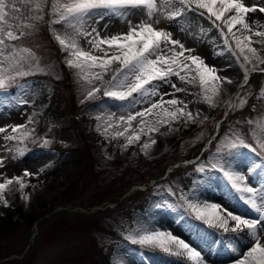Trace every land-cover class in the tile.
Returning <instances> with one entry per match:
<instances>
[{
  "label": "rangeland",
  "instance_id": "374dc122",
  "mask_svg": "<svg viewBox=\"0 0 264 264\" xmlns=\"http://www.w3.org/2000/svg\"><path fill=\"white\" fill-rule=\"evenodd\" d=\"M242 2L246 6H264V0ZM36 3L37 0L9 2V10L15 5L20 11L9 16L7 27L17 34L23 32L25 35L11 42V48L8 45L0 46V68L5 69L6 75L14 77L5 89L0 90V128L5 130L0 132V159L3 160L0 182L19 178L26 183L24 189L20 190L19 197L14 195V185H10L0 198L2 205L8 208L9 220L14 222L8 229L0 228V254L21 246L31 251L36 240L37 250L32 257L34 264H97L100 258L98 251L104 252L105 264H194L184 255H174L157 247H142L126 238L138 231L158 229L170 232L201 251L205 264H236V260L253 243L246 234L247 230L236 232L232 238L222 233V229L209 227L196 219L193 211L187 207L186 200L217 203L234 214L257 218L258 214L255 211L250 213L252 209L245 204L241 194L230 190L222 174L223 170L219 167L212 169V164H226V167L246 171V179L250 185L257 190H264V155L256 141L259 134L256 122L264 120V96L261 95L264 90V71L259 70L264 69V64H258V72H249H256L254 75H258L256 83L253 80L245 84L244 71L240 67L243 57L236 50L234 42L231 43V48L226 45L220 31L223 28L220 21H215V17L210 16L206 10L192 5L188 11L194 14L193 18L188 17L190 26H187L181 20L186 17L184 13L187 8H184L181 16L174 18H170L174 9L170 10L153 26L157 30L171 33V38L183 44L184 48L194 49L192 52L185 51L184 56L179 57V62L191 65V61L184 58L189 55L200 56L206 65L218 70L216 75L227 77L232 83L222 82L219 96L214 97V103L210 105L203 99L198 78L195 83H188L181 81L176 75L169 77L177 88L186 91H175L171 84L154 81L153 84L158 86L160 93H173L163 96L164 101L172 98L183 101L187 104L186 111H190L193 118L168 119L161 114L160 119L167 122L156 124L155 113L160 110L154 109L152 114H146L143 118L136 117L129 126L120 120L121 116L127 117L130 113L143 111L153 102L160 101L161 96H141L134 93L135 102H130L131 98L128 101H117L105 96L104 90L109 87L115 70L120 67L119 63L114 62L108 71L103 72L95 68L80 73L79 70L68 67L67 61L72 58L71 49L62 50L53 31L57 29L63 34L64 26L55 24L50 27L49 24L53 19L50 15L52 0H47L43 11L39 13L43 19L38 23L31 19L37 14ZM258 14L259 17L264 16V13ZM251 15L252 13H248L246 20H250ZM114 18L118 25L128 20L110 14H105L102 19L93 16L86 25V31L92 32L96 28L100 36L110 37L115 32L103 34L102 24L112 22ZM73 23L76 24L75 21ZM32 24L36 25L35 28L26 27ZM44 24L48 28L46 31L41 29ZM189 28L198 35V44L192 48L189 45ZM240 29L239 25L234 29L237 35H240ZM79 31L81 29L78 24L74 29H68L73 35ZM223 32L227 33V29L223 28ZM91 38L85 35L76 37L79 47L84 51L103 57L104 52L94 50L88 43ZM252 46L261 48L259 44ZM101 47L109 56L118 54L115 48L109 49L107 45ZM25 49L35 58L31 68L23 64L29 56V51H24ZM161 49V55L172 56L173 45L170 43L161 44ZM175 51H180L178 45L175 46ZM259 55L264 57V50ZM12 56L22 63L20 70L29 72L28 75L37 73L55 80L63 77V72L66 74L68 82L58 88L61 91L59 106L63 113L59 117H53L42 131L37 132L33 128L36 126L40 106H31L34 92L30 89V81H24L23 78L28 75L19 76L12 70L13 65L6 59ZM247 67L251 68L252 65ZM225 70L229 72L225 73ZM89 73L101 74L102 79L91 77L89 83L82 78ZM180 75L196 77L195 66L192 65L190 73L181 71ZM48 83L46 81L45 85L50 89ZM96 87L101 90L95 93L93 99H87V91ZM148 87L151 90L152 86ZM163 107L173 110L183 105L165 104ZM220 109L222 110L219 112ZM232 109L235 110L232 121L234 125L220 131L217 137H214L215 133L210 134L213 128L217 129V113L226 114ZM110 115L111 121L107 120ZM249 120L253 124L250 125ZM142 122L144 130L140 131ZM229 122L230 119L227 123ZM19 125L24 128L19 133L13 132V127ZM150 126L152 131H149ZM25 132L29 134L23 136ZM117 133L123 135H116ZM236 133L257 150L254 152L249 148H242L232 156H227V141H236ZM135 135H139V140H133L129 144L128 138ZM8 136H16L18 139L9 140ZM21 136L23 139H20ZM153 139L156 141L154 144L151 143ZM44 140L50 143L45 146ZM209 140L212 141L206 146ZM146 143L147 149L143 147ZM218 145L221 146L219 150ZM197 147L200 153L203 151L202 154L183 160L182 163H188L187 166L179 168L173 175L169 174L179 156H184ZM78 158L83 159L84 164L76 171ZM201 165L204 171L198 170ZM25 172L30 175H24ZM186 175H189V182L182 178ZM143 180H147L145 186L142 185ZM70 181L71 187H63ZM130 182H134L132 189L139 187L142 193L134 200L122 201L114 207L109 205L106 210L98 212L96 221L102 225V230L81 231L86 225L79 217L47 212L49 206L53 207L55 202L64 199L75 203L76 207L95 198L112 200L107 193L126 187ZM16 186L20 188L17 184ZM213 189L222 198H215ZM5 200L7 204L4 203ZM229 225L233 226L234 222L230 221ZM33 234L34 237L30 238ZM233 248L237 251L233 252ZM8 258H4L7 263L0 264H13L17 260L11 261ZM217 259L222 261L218 263ZM19 264L29 263L25 258Z\"/></svg>",
  "mask_w": 264,
  "mask_h": 264
},
{
  "label": "snow or ice",
  "instance_id": "6c2138e0",
  "mask_svg": "<svg viewBox=\"0 0 264 264\" xmlns=\"http://www.w3.org/2000/svg\"><path fill=\"white\" fill-rule=\"evenodd\" d=\"M47 4V0H37L35 11L36 15L31 19L37 23L43 19L39 13L43 11ZM163 7H174V10L170 13V18L179 17L183 14L184 8L191 10L192 5H195L197 9L206 10L210 16L215 17V21H220L223 28L227 29V33L223 32V28L220 29L221 34L224 36L226 45L231 48V43H235L236 50H238L240 56L243 57V63L240 67L244 71V83L247 84L249 79V72L257 71L258 64H264V57L259 55L261 50H264V31L257 30L254 27L259 24L258 17H252L250 20H246L248 13H255L259 11L264 13V6L253 5L246 6L242 0H161ZM179 5L180 7H176ZM143 8L152 23L147 20L141 19L139 22L133 24L131 20H128V30L124 33L112 35L110 37L101 38L99 31L96 28L92 29V32L86 31V25L88 21L93 17L103 18L105 14L113 16H125L127 12L133 9ZM20 11L15 5L9 10L6 0H0V46L8 45L12 47L11 42L20 39L25 33L21 32L17 34L12 29L8 28L9 16L15 12ZM157 12L156 0H52L51 13L53 19L49 24H63L64 32L61 34L60 30L53 29L55 32V40L59 43L62 50L70 51V59L67 61V66L79 70L80 73H84L86 70L99 68L103 71H108L109 66L114 62H118L120 67L115 70V74L112 76L109 87L104 90V95L111 97L117 101L135 102L136 97L134 93L141 96L146 95H160L161 99L158 102H153L150 107L143 111H138L135 114H129L127 117L121 116L120 120L125 121L129 126L136 117H145L146 114H152L154 109H159L155 115L157 120L156 124L166 123L167 120H161V114L168 119H178L179 117H185L186 119H192L193 114L190 111H186L187 104L183 101H179L176 98L163 100L165 95H173V93H160L158 86L154 85V81H162L164 83L171 84V87L175 91H186V89L177 88L175 83L169 80V77L176 75L181 81L188 83H195L198 78L199 86L203 94V99L210 105L214 103V97L219 96L221 91L222 82L232 83L227 77H220L216 75L217 69L214 66L206 65L204 60L200 56L185 57L186 61H191V65L188 63L179 62V57L184 56V52H192L194 49H186L179 41L171 38V33L164 30H157L154 28V23H159V18H155ZM232 13L231 15H229ZM79 25L81 31L76 32L74 35L68 32L69 28H75L76 24ZM213 21V23H215ZM241 26L240 35L234 29L237 26ZM35 24L26 25V27L35 28ZM107 27V26H105ZM93 33L95 35L93 36ZM79 35H85L92 37L88 40V43L92 45L94 50L104 52L103 57L92 55L89 52L84 51L79 47L78 40ZM229 36L231 41H229ZM253 37H259L260 39L254 40ZM71 41V42H69ZM173 45L172 56L165 57L160 53L161 44ZM253 44H259L260 49L253 47ZM107 45L109 49L115 48L118 50V54L109 56L108 52L104 51L101 47ZM179 46L180 51H175V46ZM24 51H29L25 49ZM235 54V52H234ZM156 58L153 59L152 57ZM13 65L12 70L16 71L19 76H26L29 72L21 71L22 63L17 61L14 56L6 57ZM35 62V58L29 51L28 58L23 62L31 68L32 63ZM166 65L167 67H162ZM192 65L195 66L196 77L189 78L188 75H180L183 71L186 74L192 71ZM247 65H252L248 68ZM38 68V63H37ZM175 66V68L173 67ZM264 71V69H259ZM91 77L95 79H102L101 74L89 73L82 78L91 83ZM14 79L13 76L6 75L5 69L0 68V90L5 89L9 83ZM149 85L152 86L151 90ZM101 89L96 87L88 90L86 93L87 99H93L95 93ZM264 96V90L261 93ZM83 102V101H82ZM171 105L176 106L182 104L183 107H175L173 110L164 108L163 106ZM97 119H100L97 117ZM112 116H108L107 120L111 121ZM251 125L253 121L249 120ZM23 125L13 127L12 131L19 133ZM256 128L258 130V136L256 137L258 148L262 155H264V120L256 122ZM143 122L140 131H143ZM153 128L150 126L149 131ZM5 131L0 128V132ZM127 131V129H126ZM29 133H23V136H27ZM116 135H123V133H117ZM236 141L228 140L227 147L229 148L227 156H232L235 152H238L242 148H249L251 151L257 149L252 147L239 133L235 134ZM23 136L20 139H23ZM9 140H17L16 136H8ZM133 140H139V135H135L128 138V143H132ZM153 139L151 143H155ZM50 143L48 140H44L43 144L47 146ZM145 149L148 148V144H144ZM221 146L218 145V150ZM3 166V160L0 159V167ZM219 167L223 170V175L226 179V183L229 185L230 190L241 194V198L244 200L258 216L257 218H245L241 215L234 214L230 210H227L224 206L217 203H208L201 201L186 200L187 207L193 211L197 220H200L209 227L222 229L225 233L231 231L233 233L243 232L247 230L246 234L250 237L253 243L250 247L241 254V258L236 260V264H264V190H257L254 186H251L246 179V171L241 172L235 167H226V164L216 163L212 164V169ZM204 171L203 165L198 169ZM24 175H30L25 172ZM15 183L23 189L25 187L23 181L19 178H14ZM13 178H9L4 182H0V198L4 193V190L13 184ZM28 199V197H24ZM7 204V201H4ZM234 222V225L230 227L229 222ZM132 243L141 245L142 247H157L164 252H169L174 255H184L188 260L194 262V264H205L201 251L190 246L187 242L173 236L170 232L160 231L158 229L138 231L135 234L126 237ZM233 252L237 250L232 249ZM119 264V262H118Z\"/></svg>",
  "mask_w": 264,
  "mask_h": 264
},
{
  "label": "bare ground",
  "instance_id": "6f19581e",
  "mask_svg": "<svg viewBox=\"0 0 264 264\" xmlns=\"http://www.w3.org/2000/svg\"><path fill=\"white\" fill-rule=\"evenodd\" d=\"M156 4H157V12H156V15H155V17L153 19H155V18H159L160 19V18H162L164 16V14L169 13L170 10H173L174 9V7H168V8L163 7L162 4H161V0H156ZM176 7H180V6L179 5H176ZM190 12L191 11H188V9H186V12L184 13V15H186V17H184V18L182 17L181 18V20L184 21V24L187 25V26H190V21L188 20L189 19L188 17L191 16L193 18V15L192 14H194V13H192V12L190 13ZM258 13L259 12L252 13L251 18L252 17H258V18H260L259 19V24L256 25L254 23V27L257 30L264 31V16H260L259 17L260 14H258ZM121 17L128 18V20H131L133 22V24L139 22L141 19L147 20L149 23H152V20L147 17V15L145 13V10L143 8L142 9L141 8L140 9H133V10L127 12V14L125 16H121ZM128 20H126V21L120 23V25H118V23H117L118 21L115 20V18H114V20H112V22L109 21L107 23H103L102 24V31L101 32L103 34H105V35L107 34V32H108V34L111 33V32H115L113 35H117V34L124 33V32H126L128 30V23H127ZM105 26H107V27H105ZM188 31L190 32L189 45L192 48V46L198 44V39H197L198 38L197 37L198 35L194 31H192L190 28L188 29ZM254 40H256V39H254ZM224 72L226 73V72H229V71L228 70H225ZM214 191L215 190L213 189V194H214L215 198H218V199L222 198L221 196H219ZM207 193L209 194V191ZM262 242H264V237H262ZM220 261H222V259H217L216 260V262H218V263Z\"/></svg>",
  "mask_w": 264,
  "mask_h": 264
},
{
  "label": "trees",
  "instance_id": "16d2710c",
  "mask_svg": "<svg viewBox=\"0 0 264 264\" xmlns=\"http://www.w3.org/2000/svg\"><path fill=\"white\" fill-rule=\"evenodd\" d=\"M257 74L256 75H251L250 77H249V79H248V82H252L253 80L255 81V83H256V78H257ZM59 103L58 102H56L53 106L55 107V108H57V105H58ZM50 114H51V110H49V109H44L43 110V114H41L40 116H39V121L40 120H45L46 118L47 119H49V117H50ZM52 114H53V112H52ZM231 114L232 113H229L228 115H227V118H226V121L230 118V116H231ZM38 121V122H39ZM222 125L221 126H223L224 124L223 123H221ZM42 125V123L40 124V126ZM223 128H225V127H223ZM197 151V149H195L194 150V152L193 153H195ZM189 154L187 153L186 155H184V156H182L183 158L184 157H187ZM178 169V168H177ZM177 169H175L174 170V172H176L177 171ZM133 182H130L128 185H126V187H122V188H118V189H115L114 191H113V193L112 194H110V197H111V199H112V201H114V202H116L119 198H120V196H122V195H124L125 193H126V190L129 188V186L132 184ZM140 192L138 191V190H136V191H132V192H129L124 198H133V197H136L137 196V194H139ZM115 195V196H114ZM101 200L99 199V202H100ZM8 211V208H6V207H4L1 203H0V228L2 229V228H9V226H12L13 225V221L11 222V220H9V218H8V216H9V212H7ZM4 213V215H1V213ZM6 212V213H5ZM71 214H73V213H71ZM90 216H93L92 214H90V213H85V214H79V212H76L75 214H74V218L75 217H79L80 219H83V220H85V218H87V217H90ZM45 219V217L41 220V221H43ZM87 221H88V219H87ZM86 222V221H85ZM10 223V224H9ZM22 246L21 247H15L14 249L12 248V249H7V251L6 252H4V253H1L0 254V258L1 257H3L5 254H10V253H14V251H21L22 249ZM32 251V250H31ZM23 261H25V260H22V261H20V260H16L15 261V263H13V264H19V263H21V262H23ZM4 263H7V262H5L4 261ZM3 263V264H4Z\"/></svg>",
  "mask_w": 264,
  "mask_h": 264
}]
</instances>
